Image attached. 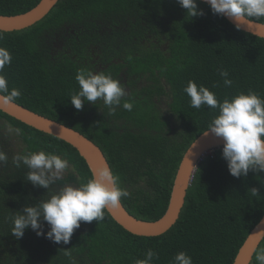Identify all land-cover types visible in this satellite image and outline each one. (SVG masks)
I'll use <instances>...</instances> for the list:
<instances>
[{
	"label": "trees",
	"instance_id": "16d2710c",
	"mask_svg": "<svg viewBox=\"0 0 264 264\" xmlns=\"http://www.w3.org/2000/svg\"><path fill=\"white\" fill-rule=\"evenodd\" d=\"M39 1L0 0V15L25 13ZM196 3L202 16L191 17L176 0H59L35 25L0 31V47L12 57L3 74L9 88L21 92L15 103L98 146L120 186L131 194L121 199L123 207L144 221L164 214L182 155L218 115L207 106H190L183 91L188 81L205 86L221 102L250 89L264 99V39ZM253 21L264 23V18ZM81 68L104 71L121 82L124 77L117 76L125 69L132 85L148 84L125 98L134 102L132 111L120 106L110 114L102 100L85 102L77 110L70 98L79 91L75 75ZM221 69L228 71L231 87L224 86ZM161 94L170 100L167 118L153 100ZM105 115L130 127L120 132ZM169 117L179 123L172 135L166 131ZM40 150L60 155L70 165L48 190L26 181L27 169L12 162L17 154ZM0 151L8 157L0 164V264H135L149 248L158 254L153 264H171L181 251L193 264H232L264 214V172L234 178L218 149L202 157L177 222L161 236L132 235L105 211L100 222H81L68 244L37 236L30 227L17 239L11 234L14 213L47 200L65 184L78 186L92 177L70 145L1 111ZM261 248L264 239L250 264H258Z\"/></svg>",
	"mask_w": 264,
	"mask_h": 264
},
{
	"label": "clouds",
	"instance_id": "9594fccd",
	"mask_svg": "<svg viewBox=\"0 0 264 264\" xmlns=\"http://www.w3.org/2000/svg\"><path fill=\"white\" fill-rule=\"evenodd\" d=\"M213 14L227 17L238 22L251 23L253 20L264 18V0H203ZM191 17L202 16V10H197L196 0H176ZM0 39H3L0 36ZM11 54L0 47V106L7 107L16 102L21 96L17 88H9L6 76L3 74L6 66L11 64ZM219 75L225 87H231L227 70L221 69ZM75 80L79 91L70 98L71 104L77 110H82L84 103L95 104L102 100L110 114L122 106L126 111H132L134 102L125 99L129 93L124 84L113 79L104 71L94 72L89 69H78ZM190 98V106L200 109L207 106L218 111L208 126L209 133L223 142L222 157L227 162L231 176L240 178L247 176L249 171L264 172V99L251 89L225 98L222 102L216 94L203 85L188 81L183 89ZM20 133V129H16ZM7 154L0 151V164L6 163ZM15 167L23 165L26 169V181L34 187L48 190L57 181L63 179L70 169L69 161L60 155L26 151L13 156ZM257 195L256 189L251 190ZM131 194L119 184V178L107 167H100L92 178L78 186L65 184L59 191L47 200H40L35 206H26L23 212H16L11 217V234L20 239L29 227L37 236H44L53 243L68 244L75 229L81 222L91 223L102 221L106 209L120 206L122 198ZM45 223L48 231L45 233ZM257 238H261L257 236ZM158 254L149 248L143 259H137L135 264H153ZM258 264H264V248L256 253ZM171 264H193L192 258L186 252H178Z\"/></svg>",
	"mask_w": 264,
	"mask_h": 264
},
{
	"label": "water",
	"instance_id": "95a60500",
	"mask_svg": "<svg viewBox=\"0 0 264 264\" xmlns=\"http://www.w3.org/2000/svg\"><path fill=\"white\" fill-rule=\"evenodd\" d=\"M58 1L59 0H40L36 6L25 13L17 15H0V31H21L35 25L49 14ZM196 1L204 3L203 0ZM223 18L238 30L264 39V23L257 21H252L251 23L238 22L227 17ZM0 111L26 126L70 145L85 161L91 177L100 167H107L110 169L99 147L79 132L55 122L54 120L41 116L16 103L7 107L0 106ZM207 131L208 130L201 133L182 155L173 179L166 211L159 219L155 221L137 219L131 216L120 202L118 208L105 210L112 220L125 231L139 237H158L170 230L179 218L185 203L187 191L191 185V180L202 157L209 153H213L215 150L222 149L223 147L221 139L216 138L211 133L205 136L204 134H206ZM257 236L261 238L258 239ZM263 239L264 214L246 236L232 264H250Z\"/></svg>",
	"mask_w": 264,
	"mask_h": 264
},
{
	"label": "flooded vegetation",
	"instance_id": "af4514ba",
	"mask_svg": "<svg viewBox=\"0 0 264 264\" xmlns=\"http://www.w3.org/2000/svg\"><path fill=\"white\" fill-rule=\"evenodd\" d=\"M101 66V65H99ZM107 67V66H104ZM99 69H104L102 67H99ZM96 72V70L94 71ZM98 72V71H97ZM125 69L122 70L121 73H119V75L117 77H124L123 81L121 82L122 84H124L126 90H128L129 95H132L133 93H135V89L137 90V92L140 91V89L142 88V86L146 87L148 83L141 81V83H137V85H132L130 80H128V78L125 76L124 74ZM113 79H115L113 77ZM118 79V78H117ZM165 85V84H164ZM165 91L168 92V88L165 86L164 87ZM153 100L156 102V104L158 105L160 111L162 112L164 117H168L170 116V109L168 104L170 103V100L167 98L166 95H159L158 97H154ZM98 102V101H97ZM102 109H99V115H102ZM105 120L108 121L112 126H117L119 128V131L121 132L125 126H123L121 120L115 121V120H110L109 116L105 115ZM168 129L166 131H169V134H173L175 132L176 127H179V123L175 120L174 117H169V121H168ZM130 127L129 125H127L125 128ZM132 128V127H131Z\"/></svg>",
	"mask_w": 264,
	"mask_h": 264
}]
</instances>
